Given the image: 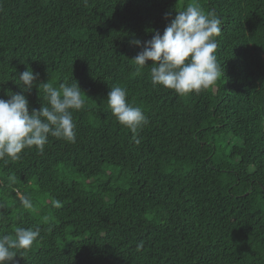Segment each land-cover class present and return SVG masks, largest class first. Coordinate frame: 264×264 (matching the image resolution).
<instances>
[{
    "label": "trees",
    "instance_id": "1",
    "mask_svg": "<svg viewBox=\"0 0 264 264\" xmlns=\"http://www.w3.org/2000/svg\"><path fill=\"white\" fill-rule=\"evenodd\" d=\"M188 4L222 21L223 75L181 96L131 58ZM26 68L30 111L43 82L77 81L85 106L75 143L0 160V236L40 229L16 264H264V0H0V98ZM114 86L147 117L139 143L108 107Z\"/></svg>",
    "mask_w": 264,
    "mask_h": 264
},
{
    "label": "clouds",
    "instance_id": "2",
    "mask_svg": "<svg viewBox=\"0 0 264 264\" xmlns=\"http://www.w3.org/2000/svg\"><path fill=\"white\" fill-rule=\"evenodd\" d=\"M168 14H165L167 18ZM221 19L214 12L205 13L197 4H188L184 10L176 11L161 34L154 31L150 39L143 41L141 50L131 60L137 72L151 61L150 76L153 86L161 85L178 95L199 93L213 86L223 75L215 54L221 33ZM132 44L140 46L141 40ZM39 73L26 68L14 80L22 85L21 93H7V99L0 98V160L5 163L18 160L25 148L33 146L43 152L48 137L52 136L70 143L76 142V123L73 111L84 108L85 99L77 81L60 83L54 87L42 83V104L39 109L29 110V103L23 92H30L38 80ZM37 88V87H36ZM84 92V91H83ZM128 91L121 86L111 87L107 93V104L117 121L133 133L135 143L138 130L148 123L141 107L127 102ZM7 158V159H6ZM15 179L14 177L12 178ZM24 208H31L27 196H20ZM59 207V201L55 202ZM40 236L39 227L15 229L14 238L0 236V264H16L15 257L31 249ZM142 245H137L140 250Z\"/></svg>",
    "mask_w": 264,
    "mask_h": 264
},
{
    "label": "rangeland",
    "instance_id": "3",
    "mask_svg": "<svg viewBox=\"0 0 264 264\" xmlns=\"http://www.w3.org/2000/svg\"><path fill=\"white\" fill-rule=\"evenodd\" d=\"M253 132H257V130H253ZM68 170V172H65L66 174H69L70 172V170L69 169H67ZM70 177H73V178H76V179H79V176L78 175H71ZM19 196H21V194H19ZM47 202H49V198H46V201H45V203H47ZM42 208H44V206H41ZM39 211H40V209L39 210H36V211H34V210H32V212L34 213V214H37V213H39ZM45 216H44V218L45 219H47V220H52L53 218H52V216L50 215V214H44Z\"/></svg>",
    "mask_w": 264,
    "mask_h": 264
}]
</instances>
